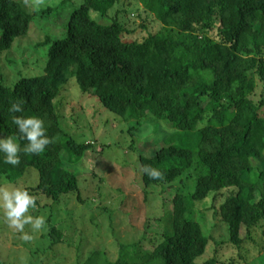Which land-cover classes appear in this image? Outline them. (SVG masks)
<instances>
[{
	"label": "trees",
	"instance_id": "16d2710c",
	"mask_svg": "<svg viewBox=\"0 0 264 264\" xmlns=\"http://www.w3.org/2000/svg\"><path fill=\"white\" fill-rule=\"evenodd\" d=\"M71 1L60 0L58 6ZM74 1L76 7L61 17H67L63 38L46 35L27 46H48L42 73L34 75L12 47L36 15L52 8L0 0L1 183L16 184L36 173L37 183L26 186L23 195L32 217L45 203L67 205L73 198L77 207L86 204L77 173L68 167L86 152L103 157L118 143L107 144L90 129V140L77 142L62 130L55 102L65 90L71 93L75 79L80 93L95 99L122 134L131 135L127 124L144 118L171 131L150 156L138 155L135 170L146 200H160L165 214L146 219L137 243L116 242L113 261L98 246L84 252L88 244H100L96 232L89 239L78 232L76 247L65 239L72 228L57 229L48 219L53 244L77 248L76 264L246 262L244 245L254 242L255 232L264 238V0H136L143 18L157 25L153 31L141 25V40L130 39L127 23L110 13L122 0ZM73 103L83 132L92 128L94 123L82 119L83 108L79 112ZM100 180L98 175L95 193L104 197ZM207 213L227 229L225 242L210 234ZM101 215L85 205L81 218L99 229ZM229 246L235 256L224 254Z\"/></svg>",
	"mask_w": 264,
	"mask_h": 264
},
{
	"label": "rangeland",
	"instance_id": "374dc122",
	"mask_svg": "<svg viewBox=\"0 0 264 264\" xmlns=\"http://www.w3.org/2000/svg\"><path fill=\"white\" fill-rule=\"evenodd\" d=\"M22 1L26 2L25 6L28 8L37 9L41 6L43 10L47 6L52 8L46 14L36 15L33 23L38 21L39 26L34 27L32 23L28 33L19 38L18 42L15 40L14 44L16 45L12 47V50H16V54L23 56L22 59L27 62L26 71L29 72L30 69L27 67L31 66L34 70L32 74L39 75L46 62L48 46L37 48L27 46L42 41L46 35L52 39L63 38L66 28L64 22L67 17L64 20H61V17L64 12L73 10L76 7V2L72 0L65 6H58L60 0ZM39 1L43 3L40 4ZM129 1L135 3L130 6L124 5ZM121 2L114 5L110 13H118L121 21L127 23V27L132 31V34L129 35L130 39H142L145 32L142 31L141 25L147 27L148 24L150 31L157 28V25H149V18H143L144 14L141 15L139 12L142 6L136 0H122ZM90 15L92 19L100 21L97 13L91 11ZM71 82L72 84L69 85L72 88L71 93L69 89L65 90V94L61 93L62 95L55 102L56 114L62 130L71 134L77 142H82L84 139L90 140V129L94 135L97 134V138L100 137L99 139L105 143L113 144L116 141L118 144L110 146L111 150L104 152L103 157H99L97 152H86L81 162L76 166H66L77 173L82 195L86 200V204H80L78 207L73 198L67 202V205L45 203V200L41 199V202L46 204V208L42 209L40 214L37 212V215L32 217L33 209H26L28 197L23 195L26 186L32 187L37 183L36 173L30 172L33 175L29 179L25 176L16 184L1 183L5 181L0 180V257L3 264H76L77 248L71 247L68 250L64 245L57 243L54 245L51 237L47 235L49 226L45 224H49V220L57 229L70 230L72 228L69 236L65 234V239L66 242H70L76 247L78 245L75 242L77 238L80 239V236L77 235L78 232L86 236V239L90 238V233L96 232L94 239L98 240L100 244H88L84 252H87L92 246H98L100 249L107 250L109 259L113 261L118 257L116 242L133 245L142 238L146 219L164 218L162 202L156 200L150 203L146 200L145 192L139 187L140 182L139 185L137 184L139 178L135 175V170L137 169L138 155L150 156L159 148V142L169 136L171 131L153 119L144 118L139 124L134 122L127 124V127L133 129L131 135L122 134L121 130L124 129L114 128L115 121L103 112L101 105L95 99H88L86 95L81 94L75 79H72ZM73 102H77L79 112L83 108L82 119L91 121V124L94 123L92 128L87 126L85 132H83L85 124L76 120L77 116H73ZM258 164L263 165L262 162L260 164V161ZM97 174L102 177L100 180L102 187L99 190L104 194V197L95 193L98 183ZM134 175L137 177L136 179H134ZM31 177L33 179H30ZM178 186L180 185L176 183L175 187ZM149 196L151 197V195ZM40 198H36V201L41 205ZM85 205L104 214L96 221L99 229L93 228L92 223L90 226L87 218H81ZM103 207L111 210L110 214ZM201 209L203 210V207ZM74 217L79 222H74ZM44 220L45 222L42 224ZM207 220L210 234L216 240L225 242L228 231L223 229L224 225L220 219L213 218L210 213H207ZM143 243L145 247H148L146 241ZM232 249L231 246L227 247V251L224 253L226 257L236 255V251L234 252ZM242 253L245 255L246 262L238 260L239 264H261L264 260V238L260 232H255L254 242H247Z\"/></svg>",
	"mask_w": 264,
	"mask_h": 264
}]
</instances>
